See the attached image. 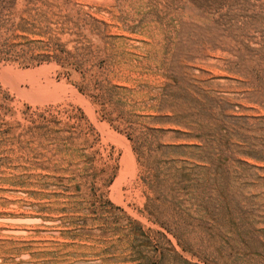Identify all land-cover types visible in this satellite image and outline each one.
<instances>
[{
	"label": "rangeland",
	"instance_id": "374dc122",
	"mask_svg": "<svg viewBox=\"0 0 264 264\" xmlns=\"http://www.w3.org/2000/svg\"><path fill=\"white\" fill-rule=\"evenodd\" d=\"M0 264H264V0H0Z\"/></svg>",
	"mask_w": 264,
	"mask_h": 264
}]
</instances>
